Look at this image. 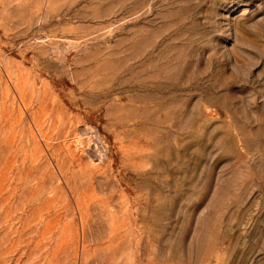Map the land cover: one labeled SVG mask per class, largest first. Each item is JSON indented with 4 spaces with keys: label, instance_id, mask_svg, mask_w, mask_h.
<instances>
[{
    "label": "rangeland",
    "instance_id": "374dc122",
    "mask_svg": "<svg viewBox=\"0 0 264 264\" xmlns=\"http://www.w3.org/2000/svg\"><path fill=\"white\" fill-rule=\"evenodd\" d=\"M0 264H264V0H0Z\"/></svg>",
    "mask_w": 264,
    "mask_h": 264
}]
</instances>
